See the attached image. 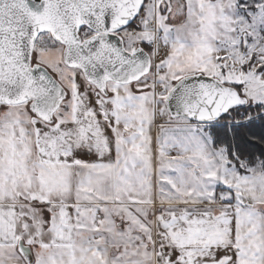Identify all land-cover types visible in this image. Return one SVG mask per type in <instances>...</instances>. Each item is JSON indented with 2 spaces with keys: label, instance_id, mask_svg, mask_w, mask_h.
<instances>
[{
  "label": "snow or ice",
  "instance_id": "1",
  "mask_svg": "<svg viewBox=\"0 0 264 264\" xmlns=\"http://www.w3.org/2000/svg\"><path fill=\"white\" fill-rule=\"evenodd\" d=\"M0 264H264V0H0Z\"/></svg>",
  "mask_w": 264,
  "mask_h": 264
}]
</instances>
